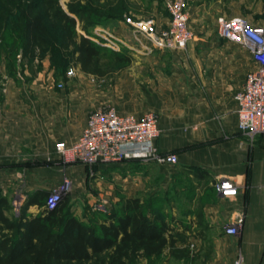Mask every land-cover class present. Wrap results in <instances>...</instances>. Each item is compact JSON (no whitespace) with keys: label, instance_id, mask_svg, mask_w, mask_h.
<instances>
[{"label":"crops","instance_id":"1","mask_svg":"<svg viewBox=\"0 0 264 264\" xmlns=\"http://www.w3.org/2000/svg\"><path fill=\"white\" fill-rule=\"evenodd\" d=\"M115 31L135 46L127 25ZM130 50L135 60L133 72L122 76L124 91L111 100H103V93L87 79L54 89V80L46 71L37 73L28 88L18 89L15 79L8 84L4 81L1 68L0 167L21 165L25 158L35 160L41 167L33 172L31 178L37 182L27 192L48 191L46 186L60 175L59 168L47 164L61 160L56 145L70 146L90 113L103 103H111L121 115L154 113L160 153L193 144L191 153L176 155L175 164L193 165V227L201 223L224 225L241 217L239 235L226 237L231 238L235 254L241 253L246 264H264V133L254 142L246 141L237 128L234 100L254 68L250 54L230 42L219 49H193V39L183 51ZM77 166L66 164L68 169ZM5 172L2 175L16 180L14 170ZM218 179L230 180L236 197L221 199L213 187ZM209 194L218 203L212 202ZM196 204H200L199 209H195ZM40 211L37 206L27 209L32 216Z\"/></svg>","mask_w":264,"mask_h":264},{"label":"rangeland","instance_id":"2","mask_svg":"<svg viewBox=\"0 0 264 264\" xmlns=\"http://www.w3.org/2000/svg\"><path fill=\"white\" fill-rule=\"evenodd\" d=\"M166 1L168 0H127L128 8L120 16L103 17L95 20L97 23L93 26L87 24L88 17L79 20L72 16L76 19L75 39L86 37L92 41L96 38L94 34L96 28L115 34V29L127 25V20L153 18L160 27H164L168 22V15L164 10ZM89 2L93 5L113 6L117 0ZM58 3L61 10L70 16L68 6L72 0H59ZM80 3L84 4L86 1L81 0ZM0 6L3 7L1 2ZM186 11L189 15V28L193 34V49H219L228 42L219 37L215 30V20L220 15L239 17L252 26L264 29V0H187ZM47 25L51 37L47 49L59 48L58 36L56 37L57 25L54 23ZM121 39L129 43L125 38ZM68 49L72 50L71 47ZM101 53L99 67L103 75L81 72L73 59L61 68L56 64V60L51 58L50 52H45L42 57L35 56L34 59L24 57L20 53L16 57L18 66L15 70H9L8 64L12 60L0 51V69L4 68L6 76L4 81L8 84L10 79H15L14 84L18 89L25 86L28 88L37 73L46 71L45 74L50 73L54 80V89H63L58 87L59 84L64 86L65 83L68 86L70 83L71 86L76 85L79 79H87L103 93V100L115 99L119 92L124 91V83L122 86L120 84L123 82L122 76L133 72L132 64L135 60L133 58L126 60L125 56H121L123 60L118 62L111 58V53L106 51ZM69 69H73L74 75L70 81H66L65 74ZM12 73L13 77H10ZM106 107H112L111 103L106 102L101 106ZM158 137L152 140L150 145L128 146L119 167L79 164L80 166L68 169L63 159L47 163L49 166L59 168L60 175L59 179L46 187L50 195L61 193L60 202L66 201L69 212L86 223L104 224L108 216L122 213L127 199H138L145 211L151 214L149 217L166 223L169 231L165 236H172L176 240L177 250L172 252L165 248L160 255L150 258L139 257L133 264H232L237 253L234 252L231 238L225 235L223 224L201 223L193 227L195 188L193 165L181 162L175 166L156 163L153 155L163 154L157 147ZM245 138L249 141L246 136ZM254 140L255 137L252 141ZM192 151L193 144H189L165 154L184 156ZM27 159L25 158L21 165L0 167V197L7 199L9 211L6 215L11 219L20 216L29 193L27 191L37 182L31 177L41 164ZM5 169L14 170L16 180L11 179L8 174L2 175L6 173ZM210 196L212 202L218 203L212 194H209ZM199 206L200 204H196L195 209H199ZM26 213L29 214L27 211Z\"/></svg>","mask_w":264,"mask_h":264},{"label":"trees","instance_id":"3","mask_svg":"<svg viewBox=\"0 0 264 264\" xmlns=\"http://www.w3.org/2000/svg\"><path fill=\"white\" fill-rule=\"evenodd\" d=\"M58 1L0 0V51L12 60L9 70L18 66L16 57L20 53L34 59L50 52L61 68L73 59L81 72L91 75H103L99 67L103 51L118 62H122L121 56L132 58L126 48L114 52L86 37L75 39L74 34V17H88L87 24L93 26L103 17L120 16L128 8L127 0H117L113 6L72 0L68 6L70 16L61 10ZM48 23L58 27L59 48L47 49L51 40ZM49 196L44 190L28 194L15 219L6 215L9 205L6 198L0 197V264H133L139 257H156L165 248L177 250L176 240L165 236L169 231L166 223L149 217L151 214L138 199H127L121 214L113 213L104 224L97 225L77 219L66 201L52 211L44 210ZM30 206L41 211L35 216L27 214Z\"/></svg>","mask_w":264,"mask_h":264},{"label":"built area","instance_id":"4","mask_svg":"<svg viewBox=\"0 0 264 264\" xmlns=\"http://www.w3.org/2000/svg\"><path fill=\"white\" fill-rule=\"evenodd\" d=\"M186 2L187 0L165 2L168 22L164 27H160L153 18L127 20L134 47L102 28L95 29L96 38L92 41L114 52H119L121 47L128 49L130 53V49L140 48L145 53L183 51L193 38ZM215 30L222 39L246 50L254 65L246 76L243 88L234 96L237 104V128L252 142L254 137L264 133V29L252 26L239 17L220 15L215 20ZM73 75V69H69L65 76L71 78ZM58 87L63 88V84ZM158 136V118L153 113L136 117L121 115L112 107L99 108L90 113L77 139L70 146L58 143L56 152L66 164L110 165L122 162L128 146L150 145ZM153 158L162 165L177 163L175 154H154ZM213 187L221 199H231L237 195L236 187L230 180L218 179ZM60 201L61 193L50 195L44 210L52 211ZM242 224L241 217L225 223V235L238 236ZM232 264H246L243 255L237 253Z\"/></svg>","mask_w":264,"mask_h":264},{"label":"bare ground","instance_id":"5","mask_svg":"<svg viewBox=\"0 0 264 264\" xmlns=\"http://www.w3.org/2000/svg\"><path fill=\"white\" fill-rule=\"evenodd\" d=\"M229 195H231V194H229Z\"/></svg>","mask_w":264,"mask_h":264}]
</instances>
